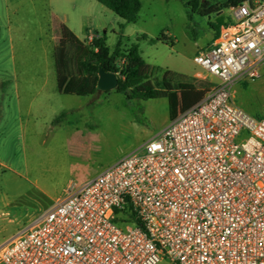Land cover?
<instances>
[{"label":"built area","instance_id":"built-area-1","mask_svg":"<svg viewBox=\"0 0 264 264\" xmlns=\"http://www.w3.org/2000/svg\"><path fill=\"white\" fill-rule=\"evenodd\" d=\"M230 10L233 22L195 57L219 80L208 95L68 187L0 248V264H264V117L234 97L264 76V0ZM126 64L115 59L119 79Z\"/></svg>","mask_w":264,"mask_h":264},{"label":"crops","instance_id":"crops-1","mask_svg":"<svg viewBox=\"0 0 264 264\" xmlns=\"http://www.w3.org/2000/svg\"><path fill=\"white\" fill-rule=\"evenodd\" d=\"M141 2L142 9L138 21L144 9L143 0ZM224 4L225 0L217 4H206L205 12L212 13L203 15L206 28L202 36L204 34L206 40L202 51L215 43L220 28L229 23L224 19L225 15L232 19L230 8H223ZM217 21L221 22L216 23ZM137 24L134 23L133 26ZM56 26L69 29L84 45H90L93 39L102 38L98 33L94 34L88 26L84 28V36H81V30L77 32L69 23H58ZM52 29L51 43L54 44V51L49 56V67L41 70L15 67L10 79L4 78L5 83L0 80V123L6 121L12 108L18 132L22 138L30 141L28 146L31 148L28 166L25 165L24 171H14L13 174L21 181L16 182L17 190L24 191L27 201L36 204V209L34 213L28 209L14 210L19 214L24 213V218L28 217L27 223L18 232L33 224L40 213L60 200L73 183H86L104 169L116 164L143 144L141 137L147 133L149 137L155 136L173 119L202 101L211 87L219 82L201 67L203 72L195 74L164 70L160 72V78H155L152 69L144 60L143 49L140 45L133 44L138 46L144 60V66L139 70V76L143 78L139 86L150 88L155 93L153 99L142 100L148 106L146 111L149 118L154 122V130L148 131L125 108L132 105L133 100H128L126 95L118 93L117 90L102 94L110 102L113 96L123 97L113 110H102V104L95 106V101L101 97L100 94L79 97L65 95L59 91V73L55 59L57 36L55 28ZM163 33L155 39L157 43L165 41L174 45L177 42L170 33ZM198 35L196 32L191 33L196 43ZM119 36L121 46L115 57L124 58L126 61V51L133 45L124 48V39L132 42L136 37L137 43L143 41L149 46H156L152 34L142 26L132 29L127 26ZM106 46L108 47L107 39ZM109 51L110 55L114 53L110 48ZM63 114L64 117L54 123L55 119ZM124 135L133 136V140L120 143L119 137ZM134 136L138 138L136 141ZM5 167L0 161V168ZM3 201L5 205L9 204L6 198H3ZM3 214L9 221L15 220L8 212Z\"/></svg>","mask_w":264,"mask_h":264},{"label":"rangeland","instance_id":"rangeland-1","mask_svg":"<svg viewBox=\"0 0 264 264\" xmlns=\"http://www.w3.org/2000/svg\"><path fill=\"white\" fill-rule=\"evenodd\" d=\"M195 1L143 0L142 16L139 21L137 20L138 24L133 26L96 0H0V80L3 82L4 78L10 79L15 67L35 70L49 67V56L54 51V44L51 43L52 28H55L57 36L56 56L63 67L67 66L70 72L76 73L78 69L74 58L75 47L64 41L62 28L56 26L58 23H69L77 32L81 30V36L85 35L84 28L90 27L94 34L98 33L100 37H106L112 53L121 40L119 34L125 27L132 29L142 26L152 34L156 46H149L143 41L137 43L136 37L132 42L124 39L123 44L124 48L133 44L141 46L144 60L152 69L155 78H160V72L164 70H177L189 74L203 72L195 63V57L205 47L206 39L204 34L202 36V32L206 28L203 15H207V12L204 9L207 3L217 4L221 0H198L200 6H196ZM188 3H191L190 6H187ZM48 4H51V8ZM224 19L233 22V19L226 15ZM162 32L166 35L170 33L177 42L174 45L165 41L157 43L155 39ZM193 32L199 34L198 43L192 39ZM234 97L239 107L251 112L255 118H263L264 76L255 83H238ZM111 100V102L107 101L105 95H101L95 101V106L102 104V110H113L123 97L113 96ZM132 103L125 107L130 115L146 130H154L153 119L149 118L146 111L148 106L142 100H133ZM148 137L147 133L140 140L144 143L152 138ZM137 139L134 136V140ZM131 140L133 136L119 137L120 143ZM29 142L19 134L15 114L11 108L6 121L0 123V161L6 166L0 168V248L27 223L28 217L24 218V213L19 214L14 210L28 209L34 213L36 209V204L27 201L26 193L17 190L16 182L21 181L13 174L14 171H24L25 165L28 166L31 154ZM3 198L8 200V205H5ZM5 212L11 214L15 220L9 221V218L4 217ZM159 264H170V262L166 257H162Z\"/></svg>","mask_w":264,"mask_h":264},{"label":"trees","instance_id":"trees-1","mask_svg":"<svg viewBox=\"0 0 264 264\" xmlns=\"http://www.w3.org/2000/svg\"><path fill=\"white\" fill-rule=\"evenodd\" d=\"M128 24H134L138 20V15L142 9L141 0H96ZM243 0H225L223 8H230L241 3ZM188 3L187 6H190ZM199 5V1L195 2ZM218 11V10H216ZM212 13L207 11V14ZM65 42H69L75 47V61L77 72H70L67 66L63 67L55 54L56 66L59 73V91L65 95H75L79 97L95 96L98 94L97 83L99 70L103 69L109 73H117L114 65L115 55L121 46L118 42L116 50L110 55L106 46L105 37L93 39L90 45H84L67 28H62ZM127 66L124 70V79H119L118 93L126 95L128 100H150L155 93L152 89L139 86L143 78L139 76V70L144 66V60L137 45H133L126 51ZM64 117L60 115L55 119L57 123Z\"/></svg>","mask_w":264,"mask_h":264},{"label":"water","instance_id":"water-1","mask_svg":"<svg viewBox=\"0 0 264 264\" xmlns=\"http://www.w3.org/2000/svg\"><path fill=\"white\" fill-rule=\"evenodd\" d=\"M119 86V78L116 73H109L103 69L99 70V79L97 83L98 94L116 90Z\"/></svg>","mask_w":264,"mask_h":264}]
</instances>
